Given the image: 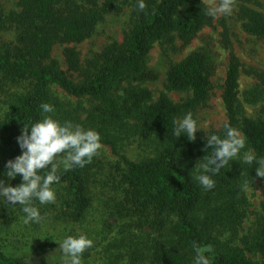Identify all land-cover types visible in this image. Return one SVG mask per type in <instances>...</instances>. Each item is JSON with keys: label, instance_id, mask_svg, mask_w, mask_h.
I'll use <instances>...</instances> for the list:
<instances>
[{"label": "trees", "instance_id": "1", "mask_svg": "<svg viewBox=\"0 0 264 264\" xmlns=\"http://www.w3.org/2000/svg\"><path fill=\"white\" fill-rule=\"evenodd\" d=\"M237 1L244 33L264 39V12L253 8H264V0ZM144 2L146 7L141 11L137 0H123L120 4L117 0H19L17 11H0V32L12 29L15 33L12 42L0 44V94L7 84L29 86L27 92L11 96L8 107L0 114V174L7 171V161L21 154L17 137L24 125L43 115L58 119L62 113L50 92V86L56 85L76 99L96 102L90 128L100 134L101 145L108 146L121 163L116 168L121 177V203L125 204L121 209L155 218L161 239L150 245L142 258L145 254L151 264H193L195 241L202 250L208 249L205 254L210 264H264V219L244 241L243 248L221 243L215 232L239 224L238 206L244 198L238 179L231 176L226 165L213 176L215 187L205 191L194 177L201 171L199 164L205 162L202 159L211 155L206 136L196 135L195 141H189L186 136L177 138L172 134L174 120L207 104L213 59L203 50H195L170 66L165 88L190 93L182 103L172 102L164 93L153 100L152 93L140 87L153 78L146 67L153 46L174 40L188 44L210 24L211 17L205 14L207 7L202 0ZM121 4L129 7L130 22L120 43L106 45L85 66L74 47L63 49L65 70L51 58L56 44H80L89 39L106 15L121 10ZM223 43L228 48L225 34ZM239 73L240 61L230 52L221 93L226 124L239 130L258 156H264V119L244 115L238 97ZM252 74L264 91V74ZM244 96L251 105L263 97L258 89ZM42 103L53 105L54 112L43 114ZM128 132L155 139L159 144L155 156L133 162L121 155L118 145ZM211 134L223 137L224 128ZM254 167L245 165L248 180L264 181L256 176ZM89 169L90 164L66 172L61 169L60 183L54 185L55 203L75 223L81 222L92 204ZM20 182L19 176L10 181L13 187ZM0 264L32 262L0 248Z\"/></svg>", "mask_w": 264, "mask_h": 264}, {"label": "rangeland", "instance_id": "2", "mask_svg": "<svg viewBox=\"0 0 264 264\" xmlns=\"http://www.w3.org/2000/svg\"><path fill=\"white\" fill-rule=\"evenodd\" d=\"M117 1L120 4L123 0ZM18 2L19 0H0V11L4 13L17 11ZM202 2L210 8L218 5L220 0H202ZM239 6L238 1L233 0V10L230 15L218 14L211 17L210 24L203 27L188 44L183 45L179 40H174L173 43L159 42L148 54L146 67L151 71L153 78L146 80L140 87L148 89L152 93L153 100L164 93L176 104L182 103L190 93L166 90V76L170 66L195 50H203L213 59L209 100L204 107L193 113L201 129L196 135H210L211 132L224 128L227 123L221 93L230 52L240 61L238 97L244 115L252 119H264L263 85L256 75L252 74V71L264 74V39L244 33L239 19ZM120 7L119 12L106 15L93 35L84 42L56 44L52 49L51 58L65 70L62 53L66 46L74 47L79 52L84 65L106 45L113 42L120 43L130 22L129 7L122 4ZM253 8L264 12V8ZM224 34L229 40L228 48L223 43ZM14 37L15 33L12 29L0 32V44L12 42ZM76 76L73 75L74 78ZM28 88V83L5 85L4 92L0 94V114L8 107L11 96L25 93ZM256 89L262 92L263 97L256 104L251 105L245 100L244 93ZM50 92L55 102L61 105L59 111L62 113L58 115L57 120L61 123L71 121L84 128L91 127L90 117L96 112L94 109L96 102L88 98L76 99L56 85L50 86ZM118 147L119 153L129 161L139 162L155 156L159 144L152 137H146L142 133L134 135L128 132L127 138L124 136ZM248 148L250 147L246 142L244 151ZM117 164H121L118 157L113 155L108 146L102 145L90 163L92 204L79 223L73 222L68 215L61 212L56 203L39 205L36 202L44 219L40 223L25 224L24 214L19 205L13 207L0 201V248L24 256L32 264H59L58 243L69 234L84 233L94 242L93 247L86 250L83 255L84 264H151V259L146 258L145 254L143 258L141 255L150 245L157 242V239H161L153 222L155 218L150 216L147 219L145 215L121 209V205L125 204L121 203V177L116 169ZM245 165L243 151L236 160L230 161L227 165L231 176L238 179L244 198V202L238 206V213L241 214L239 224L233 229L224 227L215 231L221 243L240 248H243L244 241L253 235L264 219V181L250 182ZM0 179H4L6 185L10 183L1 174Z\"/></svg>", "mask_w": 264, "mask_h": 264}, {"label": "clouds", "instance_id": "3", "mask_svg": "<svg viewBox=\"0 0 264 264\" xmlns=\"http://www.w3.org/2000/svg\"><path fill=\"white\" fill-rule=\"evenodd\" d=\"M137 7L144 10V0H137ZM232 10L233 0H220L218 5L207 8L205 14L210 17L230 15ZM40 109L43 114L54 112V106L48 103H42ZM173 124L172 134L177 138L186 136L189 141H195L196 133L201 130L192 112L177 118ZM206 141L211 155L202 159L205 162L199 164L201 171L194 177L205 191L215 187L213 176L236 160L242 151L244 163L255 165L256 176L264 178V156H258L251 148L244 151L246 137L239 130L225 124L223 137L206 134ZM17 143L21 154L6 162L7 171L3 175L9 181L19 176L21 182L13 187L0 179V201L13 207L19 205L25 224L40 223L44 219L36 202L39 205L56 202L54 185L60 183L61 167L65 172L75 167L83 168L92 162L102 147L100 134L95 129L71 121L61 123L51 115H43L42 119L24 125ZM42 171L45 174L42 175ZM58 244L59 264H84L83 255L94 242L87 234L78 233L67 235ZM192 248L195 252L193 264H210L205 254L208 249L202 250L195 241Z\"/></svg>", "mask_w": 264, "mask_h": 264}]
</instances>
